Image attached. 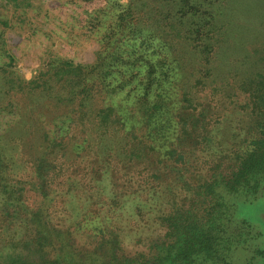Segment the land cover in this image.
<instances>
[{
	"label": "trees",
	"instance_id": "1",
	"mask_svg": "<svg viewBox=\"0 0 264 264\" xmlns=\"http://www.w3.org/2000/svg\"><path fill=\"white\" fill-rule=\"evenodd\" d=\"M80 1L67 33L97 41L90 62L49 51L25 79L0 31V243L23 228L0 264L263 257L236 213L264 196V0ZM146 210L152 235L130 241Z\"/></svg>",
	"mask_w": 264,
	"mask_h": 264
},
{
	"label": "rangeland",
	"instance_id": "2",
	"mask_svg": "<svg viewBox=\"0 0 264 264\" xmlns=\"http://www.w3.org/2000/svg\"><path fill=\"white\" fill-rule=\"evenodd\" d=\"M119 1L125 3L127 0ZM76 7L71 0H0V18L7 22L5 25H0V31L4 32L6 48L13 57V67H9V69L15 70V73L25 79H30L37 72L38 65L46 60L45 57L49 51L59 57L64 55L74 62L92 61L94 51L98 48L97 41L82 36H79L75 41L68 36L71 34V30L67 33L69 27L74 24L72 15ZM7 60L0 47V64ZM52 105L53 103L45 107L36 106L38 114L44 115V119H41L43 125L49 128L59 126L62 123L60 120L63 119V107L52 108ZM39 122L41 121H37V123ZM36 144L43 146L40 141H37ZM62 199L58 196L52 202L56 206L55 209L63 204L61 203ZM247 199L249 197L242 196V194L237 199L236 216L246 219L252 225L255 234L260 236L258 242L255 240L252 243H259L264 250V196L259 197L253 203L245 201ZM144 212V215L135 219L132 215H127L126 220L129 221H126L125 224L130 232V241L132 233H136L139 228L140 231L145 229V233L142 235L143 240H145L144 236L152 235L151 230H146V228L152 225L153 217L147 213V210ZM56 214L59 215V213ZM52 217L54 218L53 215ZM22 232V227L14 226L9 231L12 237L0 243L2 261L12 258L8 256L9 254L19 251L22 246L20 240ZM74 232L76 235L78 230L75 229ZM259 249L258 247V253ZM254 254L252 255L250 251L247 252L244 249L238 250L234 254L235 264H264V256Z\"/></svg>",
	"mask_w": 264,
	"mask_h": 264
}]
</instances>
